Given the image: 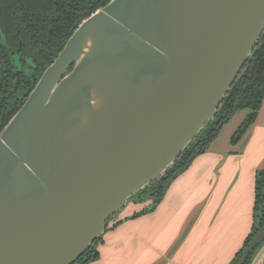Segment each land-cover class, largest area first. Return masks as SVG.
<instances>
[{
	"label": "water",
	"instance_id": "1",
	"mask_svg": "<svg viewBox=\"0 0 264 264\" xmlns=\"http://www.w3.org/2000/svg\"><path fill=\"white\" fill-rule=\"evenodd\" d=\"M263 30L264 0L84 19L0 130V264H73L214 117ZM263 240L264 223L235 264Z\"/></svg>",
	"mask_w": 264,
	"mask_h": 264
},
{
	"label": "crops",
	"instance_id": "2",
	"mask_svg": "<svg viewBox=\"0 0 264 264\" xmlns=\"http://www.w3.org/2000/svg\"><path fill=\"white\" fill-rule=\"evenodd\" d=\"M245 115H232L153 210L133 217L151 200L127 203L98 242V258L88 264H228L253 226L255 172L264 169V99L255 121L232 145ZM263 258L264 246L251 264Z\"/></svg>",
	"mask_w": 264,
	"mask_h": 264
},
{
	"label": "trees",
	"instance_id": "3",
	"mask_svg": "<svg viewBox=\"0 0 264 264\" xmlns=\"http://www.w3.org/2000/svg\"><path fill=\"white\" fill-rule=\"evenodd\" d=\"M110 0H0V130L22 106L39 77L57 57L78 25ZM18 57V61L14 58ZM29 60V64L26 63ZM72 67L69 68L70 71ZM264 99V30L240 73L223 97L216 114L186 146L167 171L128 200L147 193L151 208L164 197L171 182L184 172L197 155L204 153L232 115H246L233 132L230 143L237 144L255 121ZM135 202H143L142 198ZM148 210V211H149ZM143 209L133 217L146 213ZM115 217L112 216L105 224ZM264 223V169L254 178L253 226L242 247L228 264H235L256 230ZM92 242L73 264H88L98 258ZM264 240L251 250L243 264H251ZM264 264V258L263 262Z\"/></svg>",
	"mask_w": 264,
	"mask_h": 264
},
{
	"label": "rangeland",
	"instance_id": "4",
	"mask_svg": "<svg viewBox=\"0 0 264 264\" xmlns=\"http://www.w3.org/2000/svg\"><path fill=\"white\" fill-rule=\"evenodd\" d=\"M14 59H15L16 61L19 60L17 56H15ZM26 63L29 64V63H30L29 60H26ZM239 111H242V110H239ZM237 112H238V111H237ZM235 113H236V112H235ZM139 198H142L143 200H145V199L149 198V196H148L147 193H142L140 196H136V197L132 198V199H133L132 201L138 200ZM132 201H129V202H132ZM129 202H128V203H129ZM127 206H128V204L126 205V208H127ZM151 206H152V204L147 205L146 210H149V208H151ZM126 208H124V209H122L121 211L117 212V213L115 214V217H117V216H119L120 214H122V213L126 210Z\"/></svg>",
	"mask_w": 264,
	"mask_h": 264
}]
</instances>
